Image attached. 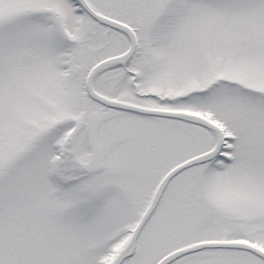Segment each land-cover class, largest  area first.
I'll use <instances>...</instances> for the list:
<instances>
[{"label": "snow or ice", "instance_id": "obj_1", "mask_svg": "<svg viewBox=\"0 0 264 264\" xmlns=\"http://www.w3.org/2000/svg\"><path fill=\"white\" fill-rule=\"evenodd\" d=\"M0 264H264V0H0Z\"/></svg>", "mask_w": 264, "mask_h": 264}]
</instances>
